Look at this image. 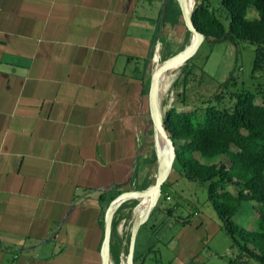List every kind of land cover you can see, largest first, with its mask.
I'll return each mask as SVG.
<instances>
[{"label":"crops","instance_id":"1","mask_svg":"<svg viewBox=\"0 0 264 264\" xmlns=\"http://www.w3.org/2000/svg\"><path fill=\"white\" fill-rule=\"evenodd\" d=\"M188 32L179 0H0V264H104L111 202L155 175L153 61ZM166 197L135 264L156 251L202 264L221 225L199 210L167 220ZM136 201L115 214L111 264H126Z\"/></svg>","mask_w":264,"mask_h":264},{"label":"trees","instance_id":"2","mask_svg":"<svg viewBox=\"0 0 264 264\" xmlns=\"http://www.w3.org/2000/svg\"><path fill=\"white\" fill-rule=\"evenodd\" d=\"M220 2L221 7L217 9L212 0H196L195 26L212 43L227 40L236 44L240 40L253 43L256 46L254 71L264 72V0ZM192 59L175 83L183 84V88L164 118V125L177 147L173 172L165 184L171 183L176 171L190 180L207 183L222 227L239 250L230 261L253 264L256 260L264 264V102L258 103L253 93L241 92L233 104H227V91L237 84L236 69L214 95L192 97L188 90ZM233 97L232 93L230 98ZM223 154L230 162L219 160ZM203 158L214 162H204ZM230 182L235 183L236 191L227 187ZM246 201L254 202L252 207L259 216L255 229H247L235 219Z\"/></svg>","mask_w":264,"mask_h":264},{"label":"rangeland","instance_id":"3","mask_svg":"<svg viewBox=\"0 0 264 264\" xmlns=\"http://www.w3.org/2000/svg\"><path fill=\"white\" fill-rule=\"evenodd\" d=\"M215 8L221 7L220 0H212ZM218 13L220 11L218 10ZM228 23V21H227ZM187 33V32H186ZM192 34H187L185 39V46H188L191 41ZM177 52H166L162 55L161 63L167 58L171 57ZM256 59V46L246 40H240L238 43L232 41H222L212 43L204 41L199 49L193 56V64L190 67L191 76L188 84L189 94L194 98H208L214 95L218 90L220 84L225 81L229 73L236 69L237 84L233 85L227 92L229 95L226 96L227 104H233L237 95L241 92L253 93L256 96L258 103L264 102V72L254 71ZM153 61V70H154ZM189 61H187L184 67L177 73V75L171 80L167 88H163L161 104L166 114V111L172 106L176 99L178 91L183 88V84L175 85L176 81L181 77L182 72L186 68ZM181 73V74H180ZM166 91V92H165ZM233 93V98L230 95ZM172 103V104H171ZM153 151L151 164L155 165L154 177L150 181V186L156 182L158 167H159V155L157 153V132H155V139L153 140ZM219 160H225L230 162L228 156L223 154ZM204 162H214L212 159L203 158ZM218 161V159H216ZM173 172V171H172ZM176 171L171 177L176 182L171 184L168 182L164 188L170 191V196L165 199H161L159 205H163L165 210L171 209L172 217H167L169 221H176L181 223L179 218L192 217L195 210L203 212L205 216L210 218V221L219 223L220 230L214 231L212 227L208 231V246L204 250V256H207L202 264H228L232 257H236L239 250L233 246L232 237L223 228L222 219L218 216L214 204L212 203L207 183L200 181L190 180ZM148 185V187H149ZM147 187V188H148ZM230 190L236 191V185L233 182L228 183L227 186ZM138 203V200L136 201ZM254 202H244L240 212L235 216L236 221L247 229H255L258 226L259 216L252 207ZM177 206V209H176ZM157 209V208H156ZM156 211V210H155ZM159 216V211L156 213ZM174 217V218H173ZM172 218V219H171ZM175 219V220H174ZM214 226V223L211 224ZM252 247V246H251ZM157 258V251L153 252V258L148 260V264H178L177 261H170L173 257L171 251L161 252ZM253 264H260L258 261L253 260Z\"/></svg>","mask_w":264,"mask_h":264},{"label":"water","instance_id":"4","mask_svg":"<svg viewBox=\"0 0 264 264\" xmlns=\"http://www.w3.org/2000/svg\"><path fill=\"white\" fill-rule=\"evenodd\" d=\"M179 4L188 30L191 32V34H196L197 37L189 46H186L183 50L167 58L155 70H153L149 92V103L152 122L155 126L156 132H159L168 142L170 147V153L166 160H162L157 149L160 162L156 182L152 186L142 190L123 191L122 193L117 195L111 202L105 215V235L102 246L104 264H111L112 228L115 214L121 207V205L124 204L127 200L136 199L138 200V203L136 205V209L132 217L130 246L129 252L126 256V264H135V249L139 229L143 222L150 215L152 210L157 206L158 200L162 194L163 185L168 181L173 171L174 159L177 154V147L164 125L165 113L161 104L163 91L161 82L162 76L165 73H168L173 68L180 65L181 63L191 61L196 51L199 49L200 45L206 39L205 34H203L197 29L193 21V13L196 0H194L192 4H190L188 0H179ZM150 195L151 200L149 202V205L144 209L142 207L144 199Z\"/></svg>","mask_w":264,"mask_h":264},{"label":"bare ground","instance_id":"5","mask_svg":"<svg viewBox=\"0 0 264 264\" xmlns=\"http://www.w3.org/2000/svg\"><path fill=\"white\" fill-rule=\"evenodd\" d=\"M188 1H189L190 4H192L194 0H188ZM196 37H197L196 34H192L191 41H190L189 45L196 39ZM184 65H185V62L181 63L180 65H178L177 67L173 68L168 73H165L162 76V81L161 82H162V87L163 88H167L169 86L171 80L177 75V73H179V71H181V69L184 67ZM157 147H158V152H159L160 158L162 160H166L167 157L169 156V153H170V147H169L168 142L164 139V137L159 132L157 133ZM157 195H158V193H157ZM150 200H151V195L147 196L144 199V203H143V206H142L144 209L149 205Z\"/></svg>","mask_w":264,"mask_h":264},{"label":"built area","instance_id":"6","mask_svg":"<svg viewBox=\"0 0 264 264\" xmlns=\"http://www.w3.org/2000/svg\"><path fill=\"white\" fill-rule=\"evenodd\" d=\"M229 264H237L236 262H234V261H230V263Z\"/></svg>","mask_w":264,"mask_h":264}]
</instances>
